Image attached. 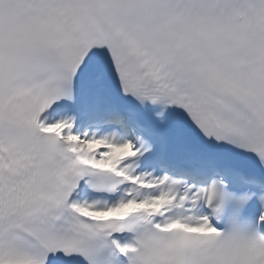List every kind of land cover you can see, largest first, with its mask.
I'll list each match as a JSON object with an SVG mask.
<instances>
[{"label":"snow or ice","instance_id":"snow-or-ice-1","mask_svg":"<svg viewBox=\"0 0 264 264\" xmlns=\"http://www.w3.org/2000/svg\"><path fill=\"white\" fill-rule=\"evenodd\" d=\"M0 264H264V0H0Z\"/></svg>","mask_w":264,"mask_h":264}]
</instances>
